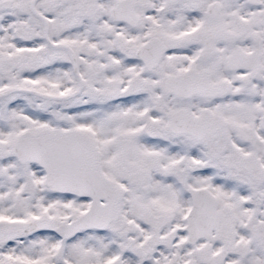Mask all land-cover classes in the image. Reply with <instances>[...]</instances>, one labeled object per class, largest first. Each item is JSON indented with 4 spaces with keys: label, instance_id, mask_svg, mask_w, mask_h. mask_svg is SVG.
Wrapping results in <instances>:
<instances>
[{
    "label": "snow or ice",
    "instance_id": "6c2138e0",
    "mask_svg": "<svg viewBox=\"0 0 264 264\" xmlns=\"http://www.w3.org/2000/svg\"><path fill=\"white\" fill-rule=\"evenodd\" d=\"M0 264H264V0H0Z\"/></svg>",
    "mask_w": 264,
    "mask_h": 264
}]
</instances>
